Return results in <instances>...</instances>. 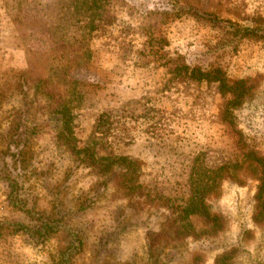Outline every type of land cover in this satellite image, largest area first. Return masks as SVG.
Returning a JSON list of instances; mask_svg holds the SVG:
<instances>
[{
    "label": "rangeland",
    "instance_id": "374dc122",
    "mask_svg": "<svg viewBox=\"0 0 264 264\" xmlns=\"http://www.w3.org/2000/svg\"><path fill=\"white\" fill-rule=\"evenodd\" d=\"M98 2L0 0V169L17 183L10 199L0 177V264L58 262L63 233L40 240L12 225L37 218L78 234L72 264H214L224 253V264H264L257 182L215 177L249 152L264 158V0ZM90 26L93 67L77 69L57 44ZM179 64L261 79L223 115L229 97ZM45 90L69 109L68 139ZM119 157L127 175L109 179Z\"/></svg>",
    "mask_w": 264,
    "mask_h": 264
},
{
    "label": "trees",
    "instance_id": "16d2710c",
    "mask_svg": "<svg viewBox=\"0 0 264 264\" xmlns=\"http://www.w3.org/2000/svg\"><path fill=\"white\" fill-rule=\"evenodd\" d=\"M85 2H88V5L90 9H97L98 8V0H85ZM88 7V9H89ZM204 15V14H202ZM212 21V20H211ZM213 25L216 24V22L212 21ZM93 29V26L88 28V32L83 34L82 38L78 41L74 42H65L62 41L57 46L58 52L60 53V56L62 59L69 61L70 64H73L77 69H88L92 68L91 59L92 55L89 50V47L87 43L84 45V42H87V37L90 34V31ZM250 30L244 29L243 32L247 33ZM242 31H236L235 35L241 36L243 34ZM88 33V34H87ZM44 40V39H43ZM45 41V40H44ZM47 42H49L51 46L55 47V41H51L50 39H46ZM181 65L180 69L187 73L189 77H191V80L197 81V82H208V83H215L218 85V89L220 91V94L223 96H228L229 99L226 101L225 108L222 112L223 115L227 113L228 108L234 109L238 107L241 103L245 101V99L249 98L253 92L257 89V83L261 79V76H257L255 78H247L242 80H237L233 82H229L227 80V74L223 72L222 68L214 67L212 69H209L207 67L199 68V67H193L190 68L186 64H179ZM179 67V66H178ZM91 71V70H90ZM45 95H50V101L52 105L56 106L55 114L59 115V119L61 122V126L63 128V131L67 134V139L71 135L69 132V116L70 112L69 109L65 105H61V95L60 94H48L47 90H45ZM55 102V104H54ZM76 147L72 146V150L76 151ZM79 152H85V149L78 148ZM77 150V151H78ZM249 155H252L255 161L257 163L249 162L247 159ZM87 158H91V161L96 164L95 161L92 159V157L87 156ZM86 161V160H85ZM123 162L124 164H117L118 172H112L109 176V179H118L127 175L123 174V171H128V167L126 166L127 159L125 157H119V159H116L115 162ZM113 164L108 163L107 169H109L110 166ZM124 167L123 171H120L119 168ZM0 177L1 180L4 182V184L7 185L9 189V198L11 199L13 196V192L15 188L17 187V183L14 179V175L12 172H10L7 168H1L0 169ZM215 177L218 179V184H221L223 182H232L236 184L244 185L249 177H252L257 182L256 187V194H255V205L254 210L252 213V221L257 226H264V158L260 156H255L253 153L249 152V154L244 156L243 162L240 163V165H234V166H219L216 169V175ZM206 193H202L199 198L194 195L192 198V201L194 203V200L198 202L205 199V196L208 193V190H206ZM198 195V194H197ZM199 203V202H198ZM204 207V206H203ZM197 210V209H196ZM187 213L195 214L198 211L195 210H187ZM210 217L215 220L214 218H218V216H215L213 214ZM221 218V217H220ZM222 219V218H221ZM222 224V220L220 222L219 227L215 228V232L221 230V227H224ZM14 227L17 228L18 231H23L24 233H27L37 239L40 240H48L51 235L56 233H63V239L66 243L62 252L60 253V258L56 264H72L73 258L77 256L82 249V241L80 240V237L78 234L74 231H72L70 228L65 227L62 223H59L58 221H44L42 219H35L32 224H29L30 226H27L25 224H22L21 222H14L12 224ZM165 236L166 238L169 237L168 233L163 231L162 236ZM229 257V253H224L220 256H218L215 259L214 264H224L226 259Z\"/></svg>",
    "mask_w": 264,
    "mask_h": 264
}]
</instances>
